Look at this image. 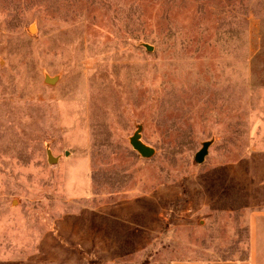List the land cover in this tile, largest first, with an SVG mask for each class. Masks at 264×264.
<instances>
[{
    "label": "rangeland",
    "instance_id": "rangeland-1",
    "mask_svg": "<svg viewBox=\"0 0 264 264\" xmlns=\"http://www.w3.org/2000/svg\"><path fill=\"white\" fill-rule=\"evenodd\" d=\"M259 211L264 0H0V264H264Z\"/></svg>",
    "mask_w": 264,
    "mask_h": 264
},
{
    "label": "water",
    "instance_id": "water-1",
    "mask_svg": "<svg viewBox=\"0 0 264 264\" xmlns=\"http://www.w3.org/2000/svg\"><path fill=\"white\" fill-rule=\"evenodd\" d=\"M47 82L52 83L53 80L52 79H47ZM131 144L133 145V147L138 150L143 156L145 157H150L154 154V149L145 145L144 143H142L139 139L138 136H134ZM204 155V151L200 152L197 155V160L201 161Z\"/></svg>",
    "mask_w": 264,
    "mask_h": 264
},
{
    "label": "crops",
    "instance_id": "crops-1",
    "mask_svg": "<svg viewBox=\"0 0 264 264\" xmlns=\"http://www.w3.org/2000/svg\"><path fill=\"white\" fill-rule=\"evenodd\" d=\"M255 215H256V217H255L256 221H255V224L252 225V233L253 234L256 232V224L260 221V218H264L263 211L256 212Z\"/></svg>",
    "mask_w": 264,
    "mask_h": 264
}]
</instances>
